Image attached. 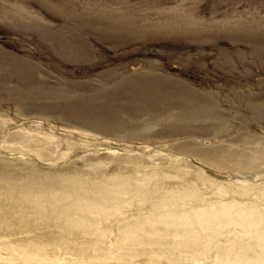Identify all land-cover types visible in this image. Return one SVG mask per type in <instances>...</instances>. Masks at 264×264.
I'll list each match as a JSON object with an SVG mask.
<instances>
[{
  "label": "rangeland",
  "instance_id": "obj_1",
  "mask_svg": "<svg viewBox=\"0 0 264 264\" xmlns=\"http://www.w3.org/2000/svg\"><path fill=\"white\" fill-rule=\"evenodd\" d=\"M260 246L264 0H0V264Z\"/></svg>",
  "mask_w": 264,
  "mask_h": 264
},
{
  "label": "bare ground",
  "instance_id": "obj_2",
  "mask_svg": "<svg viewBox=\"0 0 264 264\" xmlns=\"http://www.w3.org/2000/svg\"><path fill=\"white\" fill-rule=\"evenodd\" d=\"M21 154V153H20ZM241 163V162H240ZM199 175H203L202 173H200ZM201 178H204L203 176H201ZM146 182V180L144 179L143 180V182L141 183V184H138V187H141L144 183ZM220 184V183H219ZM122 187H123V190L125 189V185H121ZM220 189V188H219ZM221 193H223V192H221ZM227 194V193H226ZM98 206V208L97 207H94V209H96L97 211V213L98 212H102L103 211V207H101L100 205H97ZM188 213V212H187ZM194 214H195V212H194ZM251 215H253L252 214V212H250V211H247V212H245L244 214H242V216H240L241 218H245V217H247L246 219H248ZM181 219V218H180ZM183 219V218H182ZM187 219H189V218H187ZM83 224V223H82ZM82 224H80V225H82ZM214 228V227H213ZM217 229V228H216ZM7 241V240H6ZM8 242H10V243H12V242H15V241H13V240H8ZM13 244V243H12ZM153 245V244H152ZM203 247V246H202ZM252 248V247H251ZM202 249V248H201ZM207 249H209V248H207ZM212 249H214V248H212ZM259 250H260V252H261V254H262V258L264 257V246H260L259 247ZM208 251V250H207ZM42 251H40V253L39 254H37V255H39V257L40 258H44V256L42 255ZM223 253H225V251L223 252ZM227 255V254H226ZM222 256V255H221ZM261 256V255H260ZM13 258H18V256L15 254L14 256H13ZM264 259V258H263ZM245 264L246 262H245V260L244 259H239L236 263H234V262H232V261H230V260H228L227 259V256H226V258L224 257V259H223V262L221 263V264Z\"/></svg>",
  "mask_w": 264,
  "mask_h": 264
}]
</instances>
